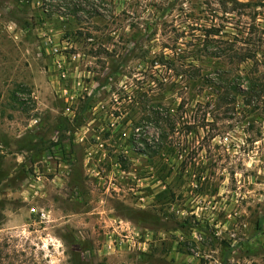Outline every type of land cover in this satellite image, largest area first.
Returning a JSON list of instances; mask_svg holds the SVG:
<instances>
[{
	"label": "rangeland",
	"instance_id": "374dc122",
	"mask_svg": "<svg viewBox=\"0 0 264 264\" xmlns=\"http://www.w3.org/2000/svg\"><path fill=\"white\" fill-rule=\"evenodd\" d=\"M0 264H264V0H0Z\"/></svg>",
	"mask_w": 264,
	"mask_h": 264
},
{
	"label": "crops",
	"instance_id": "0c3cea01",
	"mask_svg": "<svg viewBox=\"0 0 264 264\" xmlns=\"http://www.w3.org/2000/svg\"><path fill=\"white\" fill-rule=\"evenodd\" d=\"M116 241H118V240L116 239ZM107 242H111V241H107ZM111 244H112V246L114 245L113 242H111ZM114 246H115V245H114ZM116 246H118L117 242H116ZM112 249H113V248H112Z\"/></svg>",
	"mask_w": 264,
	"mask_h": 264
}]
</instances>
